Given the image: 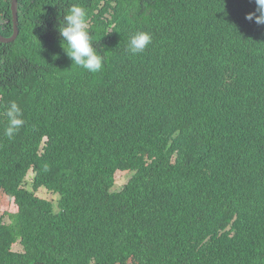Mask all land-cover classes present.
<instances>
[{"label": "trees", "instance_id": "1", "mask_svg": "<svg viewBox=\"0 0 264 264\" xmlns=\"http://www.w3.org/2000/svg\"><path fill=\"white\" fill-rule=\"evenodd\" d=\"M73 4L104 57L98 73L62 47ZM255 10L19 0L20 33L0 41V113L15 101L26 121L9 140L0 117V264H264V41L245 18ZM138 31L152 43L132 55ZM0 32H14L11 0H0ZM31 167V189L58 193V210L25 188ZM119 170L132 176L111 191Z\"/></svg>", "mask_w": 264, "mask_h": 264}, {"label": "clouds", "instance_id": "2", "mask_svg": "<svg viewBox=\"0 0 264 264\" xmlns=\"http://www.w3.org/2000/svg\"><path fill=\"white\" fill-rule=\"evenodd\" d=\"M250 4L251 7L256 5V10L255 12L248 13L245 18L249 21L255 22V25L258 26L261 34V40L264 41V0H243L244 7ZM58 30L62 38V47L71 59L72 64L74 63L76 66L93 74L103 70L104 57L98 54L97 50L93 46L87 12L83 7L78 4H73L63 16V24L59 26ZM151 43L152 36L150 33L146 31H138L130 37L128 51L132 55H137L144 52ZM254 62L255 60L251 61V63ZM257 64L258 63L252 66L256 67ZM0 117H2L5 121L3 135L9 140L14 139L15 135L26 123L23 117V111L15 101H10L8 103L4 111L0 113ZM44 142L45 141H42L40 147L42 152ZM29 171L30 168L27 171L25 181L29 175ZM34 178L31 180V186L33 185L32 182H34ZM23 184L25 185L26 182H23ZM25 188L27 187L25 186ZM43 188L44 190H48L45 186H40L38 189L41 190ZM27 189L35 191L36 196L41 197L36 193L38 189ZM55 194L59 195L58 193ZM6 219L9 218L6 217Z\"/></svg>", "mask_w": 264, "mask_h": 264}, {"label": "rangeland", "instance_id": "3", "mask_svg": "<svg viewBox=\"0 0 264 264\" xmlns=\"http://www.w3.org/2000/svg\"><path fill=\"white\" fill-rule=\"evenodd\" d=\"M120 171V170H119ZM35 170L33 167L30 168V171H29V175L27 176L26 178V184L25 186L27 188H30L31 189V180L35 177ZM131 173L129 172H118L117 173V180H116V183L113 185V187L111 188V191H117V190H120L123 185L125 183H127V181L129 180V178L131 177ZM36 193L41 196V197H44V198H47L49 200H51L55 206V208L58 210V206L60 205V200H61V197H59V195L55 194L54 192H50L48 190H44L43 189H38L36 191ZM8 203H14L13 200L10 198V201H7ZM6 223L9 222V219H6L4 218L3 219ZM14 250H17V251H24L25 248H24V245L22 243H18L15 247H14Z\"/></svg>", "mask_w": 264, "mask_h": 264}, {"label": "water", "instance_id": "4", "mask_svg": "<svg viewBox=\"0 0 264 264\" xmlns=\"http://www.w3.org/2000/svg\"><path fill=\"white\" fill-rule=\"evenodd\" d=\"M11 9H12V15H13V21H14V32L11 36H4L0 32V41L5 42V43L14 41L20 33V28H19V0H11Z\"/></svg>", "mask_w": 264, "mask_h": 264}]
</instances>
